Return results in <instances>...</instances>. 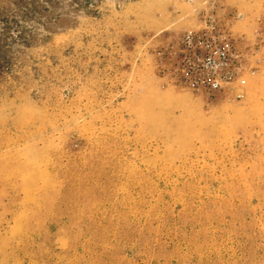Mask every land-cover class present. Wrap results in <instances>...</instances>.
<instances>
[{
    "label": "rangeland",
    "instance_id": "rangeland-1",
    "mask_svg": "<svg viewBox=\"0 0 264 264\" xmlns=\"http://www.w3.org/2000/svg\"><path fill=\"white\" fill-rule=\"evenodd\" d=\"M209 13L240 99L171 81ZM0 264H264V0H0Z\"/></svg>",
    "mask_w": 264,
    "mask_h": 264
},
{
    "label": "built area",
    "instance_id": "built-area-1",
    "mask_svg": "<svg viewBox=\"0 0 264 264\" xmlns=\"http://www.w3.org/2000/svg\"><path fill=\"white\" fill-rule=\"evenodd\" d=\"M242 37H233L209 13L200 24L182 33L171 81L191 92L216 96H244L249 75L255 72Z\"/></svg>",
    "mask_w": 264,
    "mask_h": 264
}]
</instances>
